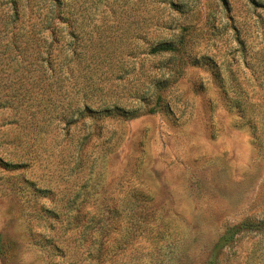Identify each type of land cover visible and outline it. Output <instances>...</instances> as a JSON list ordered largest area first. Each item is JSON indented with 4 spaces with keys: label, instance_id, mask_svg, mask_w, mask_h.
<instances>
[{
    "label": "rangeland",
    "instance_id": "1",
    "mask_svg": "<svg viewBox=\"0 0 264 264\" xmlns=\"http://www.w3.org/2000/svg\"><path fill=\"white\" fill-rule=\"evenodd\" d=\"M102 98L141 115L80 119ZM246 219L264 0H0V264H264Z\"/></svg>",
    "mask_w": 264,
    "mask_h": 264
},
{
    "label": "trees",
    "instance_id": "2",
    "mask_svg": "<svg viewBox=\"0 0 264 264\" xmlns=\"http://www.w3.org/2000/svg\"><path fill=\"white\" fill-rule=\"evenodd\" d=\"M179 51L177 46H174L172 43H161L156 47H153L150 51L151 55H165V54H175ZM86 97V96H85ZM158 102L160 103L163 99V97L158 96L157 97ZM146 98L143 97V100L145 101ZM95 105L97 107H93L92 104L85 103L82 110H79V117L80 119H90L95 122L110 120V119H132L135 118L140 114L138 110H128L120 105H114L109 106L108 102L104 100L103 98L99 101L95 102ZM157 113V110L151 109L147 111V114H155ZM6 167H15L11 164H3ZM249 224L251 226L255 227L254 229L260 233H264V220L263 221H257L256 219H246L244 220L240 227L232 226L228 230L229 237L226 239L232 240L235 239L238 234H241L243 230H251L249 228ZM217 256H213V260L211 261L213 264H217Z\"/></svg>",
    "mask_w": 264,
    "mask_h": 264
}]
</instances>
